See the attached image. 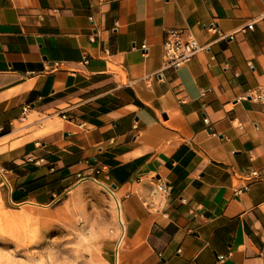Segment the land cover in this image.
Segmentation results:
<instances>
[{
    "label": "crops",
    "instance_id": "1",
    "mask_svg": "<svg viewBox=\"0 0 264 264\" xmlns=\"http://www.w3.org/2000/svg\"><path fill=\"white\" fill-rule=\"evenodd\" d=\"M168 28L203 48L165 66ZM252 90L264 0H0L5 204L51 205L89 178L119 204L109 264H264Z\"/></svg>",
    "mask_w": 264,
    "mask_h": 264
},
{
    "label": "rangeland",
    "instance_id": "2",
    "mask_svg": "<svg viewBox=\"0 0 264 264\" xmlns=\"http://www.w3.org/2000/svg\"><path fill=\"white\" fill-rule=\"evenodd\" d=\"M116 209L89 178L51 205L0 203V264H109L107 243L121 231Z\"/></svg>",
    "mask_w": 264,
    "mask_h": 264
},
{
    "label": "built area",
    "instance_id": "3",
    "mask_svg": "<svg viewBox=\"0 0 264 264\" xmlns=\"http://www.w3.org/2000/svg\"><path fill=\"white\" fill-rule=\"evenodd\" d=\"M209 29H215V26L210 25ZM141 48H145V45H142ZM203 46H201L196 38L189 34L185 33L180 28H168L164 31L163 40H162V56L165 66H180L189 61ZM255 99L264 103V90H252L249 94ZM62 117H65L61 114ZM4 170L0 167V203L4 204V192L7 185V179L4 175ZM84 178L83 176H80ZM156 188L161 195H166L169 192V185L166 181L161 180L160 178L156 179ZM11 206L20 205V203L10 202Z\"/></svg>",
    "mask_w": 264,
    "mask_h": 264
},
{
    "label": "bare ground",
    "instance_id": "4",
    "mask_svg": "<svg viewBox=\"0 0 264 264\" xmlns=\"http://www.w3.org/2000/svg\"><path fill=\"white\" fill-rule=\"evenodd\" d=\"M103 185V184H102ZM105 186V185H104ZM106 187V189H108L109 190V192L112 194V196H114L115 197V195H114V193L109 189V188H107V186H105ZM115 202H116V210H117V218H118V222L120 223V228H121V226H122V221H121V214H120V210H119V204H118V200H117V198L115 197ZM44 206V205H43ZM119 244V243H118ZM116 255V254H115Z\"/></svg>",
    "mask_w": 264,
    "mask_h": 264
}]
</instances>
